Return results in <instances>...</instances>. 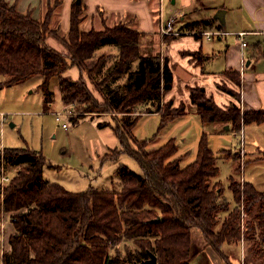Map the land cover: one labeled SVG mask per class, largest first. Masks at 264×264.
Wrapping results in <instances>:
<instances>
[{
	"label": "trees",
	"instance_id": "16d2710c",
	"mask_svg": "<svg viewBox=\"0 0 264 264\" xmlns=\"http://www.w3.org/2000/svg\"><path fill=\"white\" fill-rule=\"evenodd\" d=\"M85 10L84 0H73L67 33L58 37L50 30V8L42 19H36L32 10L22 12L16 3L0 0L3 85L13 86L40 76L38 88L43 100L52 103L50 82L57 78L63 105L76 103L77 111L84 114H122L121 124L114 127L121 150L114 151L130 155L142 175L120 166L116 170L118 191L70 192L44 179L43 169L50 165L40 152L28 147L3 148L0 163L15 168L16 174L0 185V217L7 216L13 227L7 239L8 250L1 252V264H133L148 258L149 253L156 257V264H192L199 255L192 250L195 234L224 264H231L224 247L237 245L245 237L246 264H264V192L248 182L240 187L230 178L228 188L233 200L238 204L241 198L249 217L242 234L238 208L228 210L220 191L211 183L219 168L205 134L199 140L195 160L185 166L176 156L173 139L148 151L151 140L133 138L132 131L144 112H138L130 122L124 117L137 113V108L155 107L146 112L159 115L158 130L183 117L186 108L183 103L173 107L171 100L162 105L173 75L166 60L141 56L142 32L122 25L82 31ZM198 26L187 25L189 30ZM49 36L60 43L63 52L47 44ZM107 46L116 54L99 55V50ZM110 60L113 62L108 65ZM71 68L79 71L76 80L65 75ZM103 70L102 78L98 77ZM225 74L239 84V72ZM122 77L126 82L119 93L109 82ZM89 85L102 95V104ZM188 92L202 124L226 123L238 133L244 125L264 123V110L242 112L233 102L220 107L199 86L189 87ZM81 116L71 117L73 125ZM223 213L226 215L221 218ZM156 218L158 222H152ZM122 242H131L134 250H125L123 257H112L111 250Z\"/></svg>",
	"mask_w": 264,
	"mask_h": 264
},
{
	"label": "rangeland",
	"instance_id": "374dc122",
	"mask_svg": "<svg viewBox=\"0 0 264 264\" xmlns=\"http://www.w3.org/2000/svg\"><path fill=\"white\" fill-rule=\"evenodd\" d=\"M20 1H16L17 8ZM64 2L65 0H28L29 10H32L36 19H42L50 8L53 13L50 30L52 33L57 34L58 37H63L67 33L64 28L65 13L62 6ZM99 2V5L108 11L109 14L100 8L94 11L98 4L94 0L93 3H89L88 9L85 10V19L80 25V29L88 30L93 27L96 30H100L103 27L112 28L116 25L126 26L134 30H137L136 25L139 28H149L150 19H154L158 23L157 17H159L160 9L162 10V5H164L165 10L169 8V0H99ZM111 12H119L120 14L124 12L134 13L137 18L134 14L118 17L110 14ZM168 19L167 17L163 21ZM154 21L153 23H155ZM158 35L160 36L159 33ZM171 37L173 36H160V39L164 40ZM230 39L233 41L230 44L231 47H235L237 51L240 43L236 42L234 36ZM217 41V37H215L213 41H204L203 44L206 48H210L208 44H213ZM246 42L250 44V47L252 46L249 38H245ZM47 44L58 52L64 51L60 43L52 36L47 38ZM103 51L105 56L111 52L108 50ZM188 53L195 54L193 52H186L185 54ZM159 59L163 62L166 60L165 55L160 56ZM107 62L108 65H111L113 60ZM90 64L91 62H89ZM220 65L224 66L222 59L213 61L209 65V72H221L223 69L220 68ZM104 70L101 71L98 77L102 78ZM65 75L67 76V74ZM3 80L4 78L0 76V150L2 148L28 147L31 150L40 152L45 157L47 165L51 166L44 167V179L58 183L70 192H84L90 189L109 192L118 191L119 177L116 174V170L120 166H125L136 174L142 175L140 167L130 155L125 152L117 154L114 151L115 149L121 150L114 127L121 124L122 114L98 112L84 114L78 112L77 107L79 106L73 103L72 106L68 104L72 115H63L61 121L57 122L53 115L54 110L58 111L66 108V106L68 107V105H63L61 102L57 78L51 79L50 82V89L53 92L52 103H46L43 100L42 92L38 88L41 83L40 76L32 77L23 83L13 86L3 85ZM125 82L126 77H122L115 82H109V85L121 93ZM242 85L243 78L240 75L238 86L232 85L231 88L224 85V82L221 81L218 82L217 87L224 93L230 91L234 95L232 97L233 102L238 105L241 99ZM89 87L98 102L102 104V95L92 85H89ZM179 93H183L182 89L178 91V95ZM164 95L162 105L168 102ZM174 98H176V101L173 100V107H177L182 101H177L179 97ZM154 109L155 107L147 108L142 106L136 109L137 113L124 117L130 122L139 114L138 112H144L132 131L133 138L137 141L151 140L147 145L148 151L156 150L173 139L176 146V156L181 158L180 163L185 166L195 160L199 140L205 134L208 147L214 153H221V158L217 159L219 173L211 183L220 191L221 199L228 206V210H233L235 207L238 208L240 229L243 234L249 217L244 210L241 198L238 204L233 200L231 191L228 189V181L231 172L233 173L232 168L235 159L238 168L235 170L232 179L240 187L246 182L254 183L260 188L257 191L264 192V190H261L264 189V128L262 129L263 132L260 133V141H258L260 146L258 148L256 146L252 147L250 138L247 136L244 137V143H240L239 146V135L234 136L230 132L218 135L211 132L212 129L210 127L203 129L198 116L193 112L182 118L175 119L164 128L158 130L160 117L146 112ZM77 115H82V118L81 120L79 119V123L73 125L71 117H77ZM99 123H103L104 126L99 127ZM62 124H66L67 128L64 129ZM129 144L133 146L131 141H129ZM0 165H3V162ZM4 168L6 176L11 178L16 174L15 168H9L5 165ZM5 217L3 214L0 217V264L1 252L8 250L7 239L13 232L9 219ZM127 249L128 251H133V244L131 242H122L111 250L110 255L114 257L120 254L123 257ZM192 250L194 252L199 251V255L192 261V264H224V261L212 250L210 251L208 247H203V240L199 234L194 235ZM224 253L231 264H246L247 244L245 237H241L237 245L224 247Z\"/></svg>",
	"mask_w": 264,
	"mask_h": 264
},
{
	"label": "crops",
	"instance_id": "0c3cea01",
	"mask_svg": "<svg viewBox=\"0 0 264 264\" xmlns=\"http://www.w3.org/2000/svg\"><path fill=\"white\" fill-rule=\"evenodd\" d=\"M6 1L9 4H12L16 3L18 0ZM93 1L94 0H84L86 10L88 9L89 3H93ZM95 1L98 4L94 11L100 8L102 11L108 13V11L99 5V0ZM70 3L71 0H65L62 5L64 8L63 12L65 13L64 28L66 30L68 29ZM18 5V9L22 12L24 10H29L30 8L28 0H21ZM219 10L224 11L222 23L215 17ZM160 13L163 19L174 17L176 29L188 32L183 35L161 40L158 35V23L156 20L154 21V19H150L151 24L149 28H139L136 25L137 30L144 33L140 40L141 56L165 55L167 64L172 72V87L167 93H165V99L168 101L171 100L173 103V100L176 101V98L174 97H179L177 101H182L181 103H183L186 108V114L184 116L188 115L190 112L195 114L194 106L189 101L188 88L199 86L204 88L206 94L211 96L216 104L221 107H226L233 102L232 96L229 93L222 92L219 87H217V84L222 81L224 82V85L228 87L232 88V85L236 86L237 84H235L234 81H231L225 74L226 71L232 70L239 72V74L241 73L243 78L241 99L239 104L237 101L238 105L236 106H240L242 112L247 110H264V0H169V8L165 10L164 5H162V10L159 11V15ZM110 14L119 17L134 13L124 12L120 14L119 12H111ZM32 15L36 18L33 12ZM134 15L136 16V14ZM153 21L155 23H153ZM82 23L80 25H82ZM192 23L200 24V26L193 29L194 31L218 29L229 34L206 39L203 36L189 33L192 32V30H189L187 25ZM81 30L87 31L82 28ZM153 32L155 33L151 34ZM238 32L246 33L243 40L245 41V38H249L252 45L251 47L247 42L244 48L239 47L237 51L235 47H231L230 44L233 41L230 38L233 36L236 38V42L240 43V40L234 34ZM215 37H217L218 41L213 44H208L210 48H206L203 44L204 41L211 42ZM103 50L111 51L109 52L110 55L116 54L113 47L107 46L101 48L99 54H103ZM186 52H193L197 55L193 56L191 53L185 54ZM220 59L223 60L224 66L220 65V68L223 70L219 73L209 72V65L213 61ZM66 74L68 78L76 80L79 76V71L76 68H71ZM180 89H182L183 93H179L178 95ZM151 115L159 116L157 113H151ZM201 126L203 129L210 127L212 129H210L211 132L218 135L229 132L233 133L234 136L239 135V146L240 143H244V137L247 136L250 138L253 145L252 147L256 146L258 148L260 146L258 145V141H260V133L263 132L262 129L264 128V123L244 125L240 128L239 133L234 132L231 129L230 124L226 123H201ZM212 153L216 158L217 164V159L221 158V153H214L213 151ZM237 168L238 166H236V160L234 159L232 168L233 173L231 172L229 176V183L230 178L233 177ZM251 184L256 189H260L254 185V183ZM225 215L226 214L223 213L221 218ZM5 218L8 217L6 216Z\"/></svg>",
	"mask_w": 264,
	"mask_h": 264
},
{
	"label": "built area",
	"instance_id": "2783aa9c",
	"mask_svg": "<svg viewBox=\"0 0 264 264\" xmlns=\"http://www.w3.org/2000/svg\"><path fill=\"white\" fill-rule=\"evenodd\" d=\"M161 10V9H160ZM175 19L174 17H170L168 20H164L162 18V15L160 13L159 18H158V33L160 34V36H178V35H183L186 34L188 32H185L183 30L180 29H176L175 27ZM193 35H197V36H203L206 39H211L214 36H220V35H225V34H229L226 32H222L218 29L215 30H201V31H192L189 32ZM235 36L240 40V47L244 48L246 46L245 41L243 40L244 36L246 35L245 32H238V33H234ZM241 75V73H240ZM72 106V104H71ZM53 115L55 116V120L57 122H60L62 119L63 115H72V112L70 110V106L68 105V107L66 106V108L60 109L58 111L53 112ZM62 127L64 129L67 128L66 124H62ZM0 185L3 186L5 185L9 180L10 177L6 176V170L4 168V165H0Z\"/></svg>",
	"mask_w": 264,
	"mask_h": 264
},
{
	"label": "water",
	"instance_id": "95a60500",
	"mask_svg": "<svg viewBox=\"0 0 264 264\" xmlns=\"http://www.w3.org/2000/svg\"><path fill=\"white\" fill-rule=\"evenodd\" d=\"M223 13H224V11H222V10H219L217 13H216V15H215V17L222 23L223 22ZM248 64V63H247ZM12 126V125H11ZM158 218H156L155 220H152V222H158ZM133 264H156V257L153 255V254H151V253H149V259L148 260H146V261H143V262H140V263H133Z\"/></svg>",
	"mask_w": 264,
	"mask_h": 264
},
{
	"label": "flooded vegetation",
	"instance_id": "af4514ba",
	"mask_svg": "<svg viewBox=\"0 0 264 264\" xmlns=\"http://www.w3.org/2000/svg\"><path fill=\"white\" fill-rule=\"evenodd\" d=\"M148 259H149V256H148V258L142 260L141 262L146 261V260H148ZM135 263H140V262H135Z\"/></svg>",
	"mask_w": 264,
	"mask_h": 264
}]
</instances>
